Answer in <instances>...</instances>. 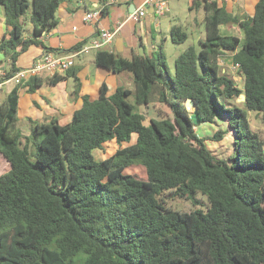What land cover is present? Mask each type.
Wrapping results in <instances>:
<instances>
[{"label": "trees", "instance_id": "trees-1", "mask_svg": "<svg viewBox=\"0 0 264 264\" xmlns=\"http://www.w3.org/2000/svg\"><path fill=\"white\" fill-rule=\"evenodd\" d=\"M60 5L0 0L8 27L0 53L11 63L0 82L20 70L17 60L31 45L44 46L41 37L57 27ZM190 7L204 8L206 34L199 49L178 55L174 74L162 45L153 56L130 58L101 49L96 64L131 73L135 88L109 94L104 83L98 98L84 97L69 123L33 122L28 136L17 127L25 83L0 101V153L10 164L0 175V264H264V140L249 119L251 112L264 114V0L252 15L207 0ZM223 25L240 26L244 38L223 35ZM171 38L182 44L188 34L175 24ZM226 54L242 85L221 67ZM40 82L34 76L26 83L34 89ZM155 101L172 117L135 111ZM217 118L226 130L198 135L196 121ZM228 133L234 146L220 158L206 141ZM113 140L116 152L98 158L96 151ZM137 165L147 176L126 172ZM199 192L208 199L206 211L166 206L169 195L196 204Z\"/></svg>", "mask_w": 264, "mask_h": 264}, {"label": "crops", "instance_id": "crops-1", "mask_svg": "<svg viewBox=\"0 0 264 264\" xmlns=\"http://www.w3.org/2000/svg\"><path fill=\"white\" fill-rule=\"evenodd\" d=\"M259 0H241L239 11L243 8L255 10ZM171 0H168L171 13ZM194 0L188 2L190 5ZM145 6V0H61L57 10L58 25L55 29L44 33L41 37L47 51L57 55L70 53V49L82 45L98 36L103 29L119 30L110 43L99 49H91L88 53H81L75 57V65L64 74L57 83H51L49 78L55 75L43 72L40 84L34 89L26 82L19 92L18 121L17 127L25 136L30 135L33 122L50 123L53 120L60 124H67L72 120L74 112L84 104V97L91 99L98 98L102 84L106 83L109 94L114 93L118 87H125L133 90L135 82L129 72L114 73L96 64V54L99 50L105 49L124 57H132L134 54L153 56L160 46L164 48L172 41L171 28L177 24L173 18L157 17L150 6H145L146 14L136 20L130 17L131 13ZM88 12H97L98 16L93 20H86ZM205 16V15H204ZM169 19V20H168ZM176 20V19H175ZM204 22V19H203ZM25 36H33L31 23L26 26ZM8 32L3 7L0 6V40ZM202 34V33H201ZM199 37L200 39L205 38ZM43 45H31L18 60L17 66L20 69L30 67L39 58L46 48ZM74 51V50H72ZM165 51V49H164ZM166 54V52H165ZM167 58V55H166ZM10 59L4 52L0 53V80L10 67ZM0 96L5 98L17 85L14 80L2 81ZM0 101H2L0 99ZM3 155L0 153V158ZM221 158V157H220ZM7 161V160H6ZM8 165L9 162L7 161Z\"/></svg>", "mask_w": 264, "mask_h": 264}, {"label": "rangeland", "instance_id": "rangeland-1", "mask_svg": "<svg viewBox=\"0 0 264 264\" xmlns=\"http://www.w3.org/2000/svg\"><path fill=\"white\" fill-rule=\"evenodd\" d=\"M190 0H171V13L168 14L165 18H173V22L183 27V30L188 34L187 40L182 44H175L171 42L168 46H165V52L167 55V64L170 68L172 74H174L175 70V60L180 53L185 51L190 46H195L197 49L200 48L199 45V37L204 36L205 32V24L203 22L205 10L203 7H200L197 10L189 11L188 2ZM244 2V0H243ZM229 11L240 14V15H252L253 10L247 8H243V11H239V4L238 3H230L225 6ZM176 19V20H175ZM169 20V19H168ZM221 32L223 35H236L240 38L243 37V31L241 30L240 26L238 25H223L221 26ZM202 33V34H201ZM221 67L224 71H227L229 74L234 76L236 82L240 85L243 83V78L239 76L235 65L230 60V54H226L221 59ZM1 100L5 99V96H0ZM129 101L134 102V96L129 97ZM135 111L141 113H147L148 118H161V117H172V111L170 108L159 102L155 101L152 103L148 108H144L142 105H135ZM191 111L194 113V108L191 107ZM250 125L252 130L257 132L260 137L264 140V114L256 112H251L250 116ZM148 123V121L146 122ZM196 131L199 136L201 137H210L213 136L218 130L227 129V123L222 121V119L217 118L214 123H207V122H197L196 121ZM137 139L136 134L132 137V142H135ZM207 145L210 150L214 152L218 157L226 158L229 152L232 150L234 146L233 142V135L228 133L224 136L222 140L214 141V140H207ZM128 145V143L124 144ZM119 148V145L116 141H110L105 144L103 150H97L96 156L98 158H106L116 152ZM10 169V164L8 165L6 159L4 157L0 158V175L5 173ZM128 173H137L140 176H147L146 169L143 166H131L126 169ZM169 195L167 200L166 206L179 211H192L195 209L206 211L208 207V199L205 195L201 192L197 194L198 203L194 204L191 199H185L180 197H173Z\"/></svg>", "mask_w": 264, "mask_h": 264}, {"label": "built area", "instance_id": "built-area-1", "mask_svg": "<svg viewBox=\"0 0 264 264\" xmlns=\"http://www.w3.org/2000/svg\"><path fill=\"white\" fill-rule=\"evenodd\" d=\"M210 3H216L218 6H226L230 3H239L241 0H207ZM145 6H150L157 17H163L170 11L168 0H145ZM145 6L140 7L131 13L133 19H140L145 16ZM98 16L97 12H88L85 15L86 20H93ZM119 30V26L114 30L103 29L98 36L93 37L90 41L83 44L78 50L71 51L65 55H57L54 52L45 51L35 62L27 68L20 69L11 79L16 84H22L31 77H37L47 72L51 75H59L68 72L75 65V57L81 53H88L91 49H99L105 44L110 43L114 35ZM235 68L237 66L235 65ZM0 82V89L2 88Z\"/></svg>", "mask_w": 264, "mask_h": 264}, {"label": "water", "instance_id": "water-1", "mask_svg": "<svg viewBox=\"0 0 264 264\" xmlns=\"http://www.w3.org/2000/svg\"><path fill=\"white\" fill-rule=\"evenodd\" d=\"M245 98H246V96L244 94H242L241 97L238 99V101H244ZM187 106L188 107H193V101L191 99H188Z\"/></svg>", "mask_w": 264, "mask_h": 264}]
</instances>
